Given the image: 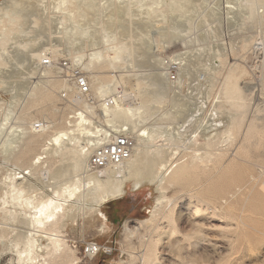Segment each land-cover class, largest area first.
<instances>
[{"label":"rangeland","instance_id":"rangeland-1","mask_svg":"<svg viewBox=\"0 0 264 264\" xmlns=\"http://www.w3.org/2000/svg\"><path fill=\"white\" fill-rule=\"evenodd\" d=\"M3 1L4 0H0V8H1L0 11H4L0 14L1 16H3V18L0 16V20L2 22L5 21V20L3 21V19L6 20L8 19V20H7V24L5 23L6 21L4 22L5 25H3L4 23L1 24L2 22H0L1 24L0 28L1 29L3 28L2 30H0V32L5 31L6 30L5 27L12 26V25L11 26L8 25L9 20H10L9 23L13 20L15 26L16 24L19 25L17 26V28H15V26L14 27L12 26L13 27L12 30L9 28L11 31L7 28L10 31L9 35L11 34L10 35L11 37H9L10 41H8L9 43L7 42L5 46L7 47V52H5L6 48L5 50H3L4 45L0 43V48H1L0 52H2L3 50V53L4 54L6 53V55H2L3 57L5 56L4 57L5 60H3L4 64H6V60H7V62L9 63L8 67L9 68L11 67L10 69L8 68V70H6L7 65H5L4 67L5 70H4V68L2 67L4 65L0 66L2 68V69L0 68L1 69L0 85L4 84L2 85V87L0 86V102L1 100L2 101L4 100L2 102L3 105L0 106V109L2 110V111L0 110V179L3 178L4 177L3 175H5L8 171L13 170V168L16 167V164H20L23 166L30 164L31 161H33L34 155L36 153H41L42 149L45 146L43 144V141L41 143L39 142L40 144L38 143V145H36L34 150L30 152L27 158L24 160H20L19 162L18 160H15L14 157H10L13 155L12 152L14 151L13 148H15L14 147L15 144L16 145L17 143L19 144L22 137H24V135H22L24 134L23 133L24 131H22L19 126L23 124L30 125L36 121L42 123L44 122V125L50 126V130L48 133L52 134L53 130H56L57 128L65 125L69 126L67 122L73 120L72 117L75 109L77 108L62 100L60 96V92L63 90L62 88L54 90L53 93L54 98H52L50 101L41 100L40 103H38L36 106H31V107L29 106L30 100H32L33 97V92L35 91L36 88L48 87L51 84L50 81L56 78L64 79L63 77L64 73H59V70L57 71L54 67V66H58V64H56L57 62L59 61L63 62L64 60H66L68 62L70 61L71 63L75 62V64L78 65L76 61H73V59L71 60V56H70V53H72L71 50H73L74 53H78L77 51H80L79 52L80 54L88 53V52L91 53L95 49L101 51L104 50L103 48H105L106 44H108L107 42L108 40L110 41V43L114 41L116 42L117 40H123L130 43L129 31L131 30L134 33H137L138 29L141 30V32L144 31V33L148 32V35L151 34L149 35L151 42L149 41L150 44H148V46L153 51L154 50L156 51L155 48H158L157 41H160L161 45L165 46L163 48H160L159 52L160 53L162 52L161 55L162 54L169 55L170 53H175V51H177V49L180 50L181 47H183V49H187L185 48L186 47L185 42L183 43L181 40L176 41V45L175 43L172 42L170 45L169 44L170 41L167 40L169 33L167 35L165 34L166 32L171 31L172 26H174V28L177 27L183 29V25L185 24L184 23L180 27V24H182L181 22L183 21L178 23V21L176 20V17H178L180 14L175 13L173 11V6H172L173 0H116V1L115 0H76V4L78 7L77 10L78 13L76 12L77 14L73 11H69L68 10L69 8L66 9L67 6V4L65 3L67 2L66 0H31V1L14 0L15 4H12L14 2L13 0L12 1L5 0L4 2ZM120 1H122L123 3ZM179 1L177 0V4L180 6L179 3L182 2L181 0ZM197 1L198 3H200L199 0H192L193 2L192 10H195L194 12L195 15L192 18L191 23L193 25H192V29H190L189 32H191L190 35L192 38V43L196 45L195 46L193 44L194 46L193 45L192 46L198 47L197 45H199L200 42L205 43L207 41L209 44L210 41L212 40L211 41L212 50L219 49V47L221 48V52L217 56L214 55L211 56V60L213 63L208 62V67L207 65L205 67L203 66L200 67L201 69L207 68L209 69V71H211L210 74L207 75L210 77L208 79L209 80L208 83L206 84L207 87L205 88L203 87L204 89H206V92H204L205 90L202 88V90H204L203 93L207 95V98L205 96L207 101L204 102L206 103L205 104L206 106L204 105L205 106L204 108H206V111L207 109L209 110L207 112H209L210 116L213 115L212 117H210L207 113L208 119L210 118L206 126L208 127L207 132H209V130L212 131L217 128H218L217 129L218 132L223 131L224 128L227 126L226 124L227 122H225L226 126L223 125V123L224 121L229 120L230 117L229 113L232 110L234 111L232 112L234 113L233 114L234 116H236L237 114L238 118L242 119L241 120L242 126L240 130L234 135L231 141L228 140L224 142L225 136L222 137V139H219L221 142L219 143V145H217L218 147L217 149H219L218 151H214L216 150V147H214L216 145L207 148L209 152L213 153L214 151L215 154L219 152L218 154H216L217 156H219L218 159L216 158L217 156L216 157L214 156L215 154H211V155H213L216 159L210 158L211 155L209 157L206 156L204 159L205 162L207 158L211 159V160L207 159L206 162L207 164L205 165L206 168L203 165L205 162L203 163L200 162V160H198L199 167L195 171H193L192 174H190L187 183L184 184L182 183L183 185L182 184L179 185L175 184V186L171 185L167 189L166 191L167 196L171 200L170 206L169 208H166L164 210L166 211L164 215L156 216L157 218L156 221L155 220H153L152 222L148 221L151 218V213L158 205L156 202V196L158 195V193L156 192L155 187L150 185L145 186L136 192L131 191V188L129 189L128 186L129 190L122 199H117V201L114 200L104 206L103 208L104 212L107 214L109 223L112 228L110 233L108 232L107 234H103V235L100 234L98 232L99 229L98 223H96L92 227V225L90 226L89 224L90 223L89 220L83 218V215L78 216L76 220L77 222L76 225L69 226L65 231L66 237L68 239V243L70 244V247L74 251V256L77 258L75 261L77 262V264H264V234H263L264 217H262L263 215L260 214L261 210L262 209L264 210V202L263 205L261 202L264 201L263 200L264 199V8L260 7L262 3V1L260 0L259 1L261 3H259V1L257 0L255 1L239 0L241 4L247 5L251 8L255 7L257 11L253 14L254 16L252 15L251 17H248V15L246 14L247 10L243 12L244 14H246V19L242 21V23L246 22L247 24V26H244V29H242L243 26L240 22H236L235 24L230 25L227 22L224 23L223 21H221L220 22L221 26L220 28H218V30L220 29L219 30L220 38L218 39H221L219 41H222V43H224L221 46L220 43L218 45V41L216 38L215 39L214 37L212 38L214 30L213 28H211V26H213L214 23L211 24L210 22L212 21H209L205 24L199 25L198 17L206 11L208 5L211 6V4L213 5L214 2L216 1L222 2L223 0H203V2L205 1V3H208L207 5L206 4L199 5ZM6 3L8 4L6 5ZM47 3L50 5H48ZM62 5H64L65 8ZM115 5L117 6V8H115L116 7ZM119 5L121 6L123 5L122 10H124V12L122 11V14L121 11L119 10L121 8L119 7ZM198 6L204 10L200 11L201 10L200 8L198 10ZM126 11L130 14V19L128 23L122 20L124 18V13ZM74 14H76V16ZM177 14L178 16H176ZM142 15L146 16L147 18L143 17V19H141L140 16ZM74 16L77 18H75ZM34 17L37 18L38 21L42 19L40 21V25H38L39 22L36 24L39 28H37V26L34 24V20H33L35 19ZM21 18L24 19L22 20ZM18 19L22 20V22L20 23ZM64 19L65 21L64 23H62ZM13 22H11L10 24H12ZM174 22L178 24L175 25ZM141 23L144 25L142 26ZM33 24L35 26H33ZM140 24L142 28H140ZM145 25H147L148 27L146 28ZM64 26H66L67 28ZM61 29L63 30L61 31ZM62 32L64 33V35L62 34ZM3 34L5 35L6 33L3 32L2 34L0 33V40H3L1 38H5ZM50 34H55V35L60 34L59 36L62 38L58 37L52 39L50 41L51 44L49 45V43H47L46 41L48 40L49 42ZM190 35L188 36L190 37ZM185 37L184 39L186 41L187 37L186 38ZM241 37H243L244 39L241 40L242 42L239 43L238 45L239 47L237 49L235 48L237 47L235 46L237 45V42L235 43L234 40L236 38H241ZM46 38L49 39L46 40ZM40 41L41 43H39ZM181 44H184V46L183 45L181 46ZM31 45H34L35 47ZM111 45L112 44H110L109 46ZM47 46H49L50 48H52L51 46H53V48L55 49L53 48L52 49L54 50V52L57 50L56 51L57 53H52L48 51ZM233 46L235 49L233 48ZM23 47H25L26 50ZM91 48L93 49L91 50ZM85 49L87 50V52L85 51ZM183 49L181 48V50ZM8 52L11 54V56L8 55ZM36 52H38V54L35 56L34 54H36ZM39 53L42 55L41 57ZM158 53L154 52V55ZM55 54H57L56 56L58 57L57 58L58 60L52 58L53 56H55ZM38 55L39 58H34V56L38 57ZM2 56L1 58L4 59ZM190 57L191 58H188L189 60L187 59L186 61L187 65L185 64L183 65L184 67H182L181 72L184 73H187V71L192 72V70L198 69V65L200 64L199 62L202 63L204 62L203 60L201 61H198V59L195 60V58L192 56ZM45 58H48V60L50 59L51 61L56 63H54V65L50 63L45 64L44 63ZM193 61H195L194 63H196L195 66H193L194 64ZM252 61L256 64V68L254 69L253 72L249 68V64ZM185 66L186 69L189 70H186ZM237 66H238V70H237L238 74H240L238 77V87L241 89V91L243 92L244 96L247 99L246 109L242 108L244 110L240 108L239 110L238 108L233 107L231 102H229L224 95L225 77L231 70L237 69ZM80 68H82L83 71L86 72L87 75H89V78L91 80L92 73L84 69L82 66ZM130 69L132 68L131 67H126V68L122 67L118 69L110 68V70L105 69L103 73L104 75H107L109 77H112V74L116 76L124 75L126 76V80L128 81V83L131 84L133 83L132 82L133 79H135V76H131V75L136 73V71L132 72ZM8 71H10L11 73H9ZM207 71L208 70H201L202 73L203 72L207 73ZM3 72L5 73L3 74ZM138 72H143V71H138ZM1 77L4 80V82L2 81V83H1ZM9 79H13V80L10 81ZM5 80L7 81L5 82ZM120 87H123V85ZM196 87L198 88L192 94L194 98L196 95H199L201 92L200 84H197ZM92 90L95 91L94 88ZM141 93H143L146 96L150 94V92L145 91L144 89L141 90ZM143 94L139 95L136 102L140 101L139 98L140 96H143ZM29 95L31 97H29ZM214 106L216 109L219 110L220 109L224 110L225 108L224 110L225 112L222 111L224 115L219 114L218 116H216L215 113L213 112V110H215ZM231 108L232 110L230 111ZM97 112L101 113L99 109L97 110ZM160 116H162V113L156 111L152 116V118L150 119L151 120L154 119L155 121L153 120V123L155 122L157 123V120L158 118L160 119ZM221 116L222 118L225 116L226 118L225 117L224 118L226 120L222 119ZM17 117H20L18 118L19 121L16 120ZM212 118L215 120H213ZM94 120H97L100 122V124H102V120H99L98 118H94ZM151 120H149L148 122L152 123ZM211 120H213L214 122H212ZM15 121L20 122V124L16 123ZM159 121L161 122L162 119L158 120V122ZM99 122L97 123L99 124ZM2 123L3 124L5 123L6 125L5 124L3 125ZM15 123L16 125L19 124L18 128L16 126L17 129L15 128ZM208 123H210V125H208ZM212 127H214V129ZM210 148H214V150L211 149L212 150L211 151ZM220 149L223 151H220ZM222 152L224 153V155ZM53 155L55 156L52 157V155H50L47 157V159H49L50 157L49 160L50 163L52 164L49 163V165L51 166L56 165L58 163L57 161H60L59 159H61V157H59L60 155L59 152ZM190 159L191 158H188V160ZM212 159L215 162L218 161L217 162V164L219 163L218 168L217 167L215 168V164ZM238 162L242 164V168L239 167L236 168ZM234 164L236 165V167ZM200 165H202L203 167ZM219 165H222L223 167ZM239 166L241 167V165ZM203 168L204 171L202 173ZM229 168L233 171L231 172ZM207 169H209V171ZM219 169L220 171H218ZM196 171L198 172L196 173ZM207 172L209 174H206ZM218 172L223 173L224 177ZM228 172L229 174L230 172L232 173L231 177H233L234 179L235 177L238 176L236 180L240 178L242 182L244 181V184L241 185L240 183L242 182L240 181L236 182V180L234 181V179L230 178ZM233 172L235 173L233 174ZM202 174H204V176ZM194 176L197 178H194ZM205 176H207L209 179H206ZM210 176L213 177L212 178L213 182L216 181L215 183L212 182V179L210 180L211 178ZM216 177L217 178L222 177V178L219 180ZM228 177L232 180H230ZM203 179L206 182L203 181ZM224 179L226 182L229 180L231 182L229 181V184L228 182L225 183ZM31 180L34 183L36 182L35 185L41 187L42 190H44L45 192L46 191L47 193L51 192L50 189L52 187L46 186L44 182L41 183V180L39 181L36 178H33ZM218 180L221 181L220 185L221 184L223 185L220 186L219 182L217 183ZM56 181L57 180H55V182ZM232 181L234 182V186L235 185L237 186L236 187L237 195L238 194L242 195L244 199L241 198L242 196L239 197L236 194H235L236 198H234L235 197L234 193H236L234 189L236 188L233 187L232 190V186H233ZM194 182H196V184ZM211 182L212 185L214 184V186H211L210 184ZM56 183L55 185L60 184L61 183L60 179H58V182ZM208 183H209V187H207ZM216 183L217 185H219L218 187L217 185H215ZM224 183L226 184V188L230 186L231 183V188L229 187L230 189L229 188L227 189L234 192L233 194L231 191L227 189L225 190H227L230 193L228 194L226 191H224L225 192L224 194L223 192L225 185ZM181 186L187 188L185 189L182 188ZM203 187L205 190L202 189ZM217 188L219 189V192H221L220 193L221 196L226 195V196H222L223 198L226 197L224 200H222L221 196L220 199L219 194L218 196H216L217 195L216 193L215 195H213L214 198H219L218 200L220 202L218 201V204L220 203L224 204L221 205V207L223 206L222 209L224 210L222 211L225 212L224 215L222 214L223 212L221 211V208L220 210L218 208V210L221 211V213H217L218 210L217 211L214 210L215 207L213 206L214 207L213 208L211 206L213 204H208V203L206 204V200L202 199L201 195L200 194L197 195L198 193H196L198 190L199 191L203 190L204 192L208 190L209 193L210 191L213 193L214 192L218 193ZM239 188L241 192L238 190ZM214 189L217 190L214 191ZM242 190L244 191V193ZM259 194L261 196H259ZM229 195H231L234 199L231 196H230L231 198H229ZM257 196L259 198L263 197L260 198V200L261 199L262 200L258 201V199L255 198ZM238 197L239 199L237 200ZM226 199H229V201H226ZM232 200L234 201L232 202ZM248 200L250 202L252 201L253 204L248 202ZM202 201L203 203L205 201V204H202ZM257 202H260L258 203L260 205H258ZM254 203L256 204V206L262 208L256 207L258 209L254 210L256 209L254 207L255 206ZM164 204H167V201H164ZM231 206H233L234 208L233 207L231 208ZM205 207L208 209H206ZM226 208L229 210L230 216H228L229 214L226 215V213H228ZM203 209L205 211L204 213H203ZM208 210H210L211 213ZM241 210L243 214L241 213ZM263 210H262V214H264ZM196 211L198 214L194 213ZM230 211L232 213H230ZM236 211H239L240 213ZM219 214H221L222 216ZM232 216H234L236 219ZM245 218L248 221H246ZM253 219H255L256 224ZM233 220L236 223V225L233 222ZM242 220L244 223L243 222L241 223ZM2 222H3V215L0 214V223ZM245 223L248 224L249 227ZM10 224L15 225V222H12ZM252 227L256 231H253ZM257 227L259 228V230ZM241 229L243 232L242 234L244 235L246 233L247 237L245 235L244 236L241 235L240 237ZM9 230L10 228L0 227V239L2 241H5L6 243H8L7 238H9L11 235L9 234ZM260 230L262 231V233ZM257 231H259L261 234ZM237 232L239 233V235ZM247 233L249 234V236ZM189 236L191 237L194 236V237L191 238ZM234 236L235 238H233ZM235 239L238 240V242L239 240L244 241V243L241 241V243L243 244L239 242L241 245H243L242 248L238 249V246L239 247L241 246L240 244H238L237 241H235ZM246 239H249V242ZM251 241L252 243H254V246L252 244L253 247L249 246L250 247L249 248L247 245L249 244L251 245ZM88 242H97L102 246H108L110 247L112 252L99 253L96 257L93 258L86 257L84 254V248ZM231 242H234L233 244H235L236 242L237 243L236 245H233L234 246L233 247ZM246 242L247 244H245ZM246 246L248 249L245 248ZM5 250L7 249L5 248ZM149 251H150V255L148 257L149 260L147 259L146 261L143 262L141 255H143V253H148ZM0 264H8L7 258L2 259Z\"/></svg>","mask_w":264,"mask_h":264},{"label":"bare ground","instance_id":"bare-ground-1","mask_svg":"<svg viewBox=\"0 0 264 264\" xmlns=\"http://www.w3.org/2000/svg\"><path fill=\"white\" fill-rule=\"evenodd\" d=\"M15 1H17V0H15ZM15 1L12 4H15ZM66 1L68 2V3L65 2L67 4L66 9L69 8L68 9L69 11H73L76 13L78 10L76 0H66ZM257 1H259V0H257ZM260 1H262V3ZM260 1H259V3H261L260 7L264 8V0H260ZM3 2H1V3H3ZM120 2H122V1H120ZM181 2L182 3H179L180 4V6H179L177 4V0H173L172 3L174 5L172 4V6H173V11L175 13L180 14L179 16H178V14L176 15V16H178V17H176V20L178 21V23L183 21V22H181L182 24H180V27L184 23H185L184 24L185 26L183 25V29H180L177 27L174 28V26H172V24H171V26H172V29L170 31L171 35H170L169 31L166 32L165 34L167 35L169 33L167 40L170 41V42L168 41L170 45H171V42L175 43V45H176V41L181 40L183 43L185 42V46H186L185 48H187V49H183V47H181L183 49V50H181V48L179 47L180 50L177 49V51H175V53H170L169 55H164V54L161 55L162 52L161 53L159 52L160 48H163L165 46L161 45L160 41H157V45H158L157 47L158 48H155L156 51L155 50L153 51L148 46V44H150L149 43V41H150L149 35H151V34L148 35V32L145 31L146 33H144V31L141 32V30L138 29V32H140V33H138V32L134 33L131 30L129 31L130 43L123 41V40H117L116 42L114 41V42L110 43V41L107 38L108 44L105 43L106 46H105V48H103L104 50L98 51L95 49L93 52L90 51L91 53L88 52V53H82V54L79 53L80 51L76 50L79 53L78 54V53H74L73 50H71L72 51V53H70L71 60L73 59V61H76L78 64V65H76L75 62H73L72 65L74 67H81L82 66L84 69H86L92 73V79L90 80L89 75H88V78H89V84L91 86L92 98L94 99V102L90 103L86 100H84V101L78 100L77 104H76L77 106H74L77 109H75V111H74V114L72 117L73 120H70L67 122V124H69V126L65 125V126L59 127L56 130H53L52 134L48 133L50 130V126L44 125V122L43 123L38 122V121L34 122L35 121L34 120L33 121L34 123L31 122L32 124H30V125L23 124V125L19 126L20 122H18L19 121L18 118H20V117H17L16 120H18V121L17 122L15 121V122L19 123V124L16 125V123H15V128H16V126H17V128L19 126L21 128V130L24 131L23 132L24 134H22V135H24V137H22V139L20 138L21 141L19 142V144L18 143H17V145L15 144V146H14L15 148H13L14 151L12 152L13 155L10 157H14V159L18 160V162H19L20 160L26 159L27 156L30 154V152L34 150V148L36 147V145H38L39 142L41 143L43 141V144L45 146L42 149L41 153H36L34 155L33 161H31L30 164H28L26 166L16 164V167L13 168V170L8 171L5 175H3L4 177L0 179V214L3 215V222L0 223V227L10 228L9 234H11L10 237L7 238L8 243H6L5 241H2L0 239V245H1V247H0V258L2 255H11L9 258L8 264H77V262H75L77 258L74 256V251L70 247V244L68 243V239H67L66 234H65V231L67 230V228L69 226L76 225L77 217L80 215H83V218H86L89 220L90 226L92 225V227H93L96 223L99 224L98 232L100 234L103 235V234H107L108 232L110 233L112 228H111V225L109 223L107 214L104 212L103 208L109 202H112L114 200L117 201V199H122L127 194L128 190L130 188H131V191L136 192L145 186L150 185V186L155 187V190L158 193V195L156 196V202L158 205L155 207V209L151 213V218L148 221H151V222L153 220L156 221V219H157L156 216L157 215L158 216L164 215L166 213V211H164V210L166 208H169V206H170L171 200L167 196V193H166L167 189L171 185L175 186V184L179 185L182 183L183 184L187 183V180H188V177L190 176V174H192V172L195 171L199 167L198 160H200V162L204 163L205 162L204 159L206 156L209 157L211 154H215L214 151L219 150V149H217L218 148L217 145H219V143L221 142L219 139H222V137L225 136L224 142H226L228 140L231 141L233 139L234 135L240 130V128L242 126V124H241L242 119L238 118V115L236 114V112H235L236 116H234L233 115L234 113H232L234 111L231 108L230 111L231 110L232 111L231 112L229 111L230 115L228 114L230 116L229 120L224 121V123L222 122L223 125H225V122H227L226 123L227 126L225 125L226 127L224 128V130L218 132L217 131L218 128L214 129V127H212L214 130H212V131L209 130V132H207L208 127H206V126H207L208 120L210 119V118L208 119L207 113L209 116H210V114H209V112H207L209 110L207 109V111H206V108H204L206 106L205 105L206 103H204V102L207 101V99H206L207 95L205 93H203V91L205 90L204 92H206V89H204V88L207 87L206 84L208 83V81H209L208 79L210 78L207 75L210 74L211 71H209V69H207V68L201 69L200 67L201 66L205 67L206 65L208 67V62H212L211 56L212 55L217 56L221 52V48L219 47V49L212 50V45H211L212 40L209 43L211 46L208 44V41H207L205 43H202V42L199 43L198 42L199 43V45H197L198 47H193L195 44L192 43V38L190 35L191 32H189L190 29H192L193 24L191 23V21L195 15V13H194L195 10H192L193 2H192V0H181ZM199 2L200 3H198V1H197V3L199 5H201V4L207 5L208 4V3H205V1L203 2V0L202 1L199 0ZM211 3H213V2H211ZM211 3H209V4H211ZM214 3H213V5L211 4V6L208 5L206 8V11L204 13L200 12L202 14L198 17V24L201 25V24H205L209 21H212V22H210L211 24L214 23L213 26H211V28H213V30H214L212 38L213 37H214V39L216 38L218 41V45L220 43V45L222 46L224 43H222V41H219L221 39H218V38H220V34H219L220 29L218 30V28H220V26H221L220 22L221 21H223L224 23L227 22L230 25L235 24L236 22H240L243 26L242 29H244V26H247V24H246V22L242 23V21H244L246 19V14L248 15V17H251L257 11V9L255 7L251 8L247 5H243L240 3L239 0H223L222 2L216 1ZM7 4L8 3H6V5ZM115 4H116V2H115ZM48 5H50V4H48ZM51 5H52V3H51ZM87 5H89V4H87ZM167 5H169V4H167ZM62 6L65 8L64 5H62ZM122 6L119 5V7H121L119 9L121 11V14H122V11L124 12V10H122L123 9ZM168 7H171V6H168ZM252 7H253V5H252ZM115 8H117V6ZM199 8L201 9V7L198 6V10H199ZM2 9H3V7H2ZM0 10H1V8H0ZM4 10H5V8H4ZM48 10H49V8H48ZM202 10H204V9H201L200 11H202ZM246 10H247V13L244 14L243 12ZM2 12H4V11H0V14ZM76 14H74V15L76 16ZM48 15H49V13H48ZM1 17L3 18V16H1ZM140 17H141V19H143V17H146V16L142 15ZM75 18H77V17H75ZM16 19H14V20H16ZM129 19H130V14L126 11L124 13V18L122 20H124L125 22L128 23ZM7 20L3 19V21L6 24H7ZM22 20H19L20 23L22 22ZM33 20H34L35 25L38 22H39L38 25H40V21L42 19L38 21V19L35 18ZM145 20H143V21H145ZM9 21H8V25H10V26L12 25L14 27L15 25H14L13 20L11 21V22H13L12 24H10L11 22L9 23ZM64 21H65V19L62 21V23H64ZM0 22H2V21L0 20ZM4 22H2L1 24H3ZM5 23L3 25H5ZM15 23H16V21H15ZM174 23H175V25L178 24V23L176 24V22H174ZM1 24H0V27H1ZM34 24H33V26H35ZM141 24H140V28H142ZM144 24H145V22H144ZM144 24H142V26ZM18 25L16 24L15 28H17ZM60 25H61V23H60ZM12 26L11 27H8V26L5 27L6 30L4 28V30L7 32H5V31L0 32L1 34H2V32L6 33L5 35L3 34L5 36V38H1L3 40H0V43H2L4 45L3 50H5V48H6L5 52H7V47H5L6 43L8 41H10L9 37H11L10 36L11 34L9 35V32L12 30V28H13ZM66 26H64V27H66ZM145 26H146V28L148 27L147 25H145ZM7 28L8 29L10 28L11 30L9 29L10 30L9 31ZM37 28H39V27L37 26ZM2 29L0 28V30H2ZM59 29H60V27H59ZM136 29H137V27H136ZM62 30L63 29H61V31ZM64 30H65V28H64ZM13 31H14V29H13ZM147 31H148V29H147ZM30 32H31V30H30ZM63 32H62V34L64 35ZM16 33H17V30H16ZM59 35L60 34H58V35L50 34V36H49L50 39L46 38V40L49 39V42H48V40L46 42L49 43V45H50L51 44L50 41L52 39L60 37ZM63 35H61V36H63ZM188 35H190V37ZM157 37H159V36H157ZM184 37L186 38V41H185ZM60 38H62V37H60ZM162 38H164V37H162ZM243 39L244 38L241 37V38H236L234 40L235 43L237 42V45H235L237 47H235V48L238 49V47H239L238 45H239V43L242 42L241 40H243ZM44 42H45V40H44ZM39 43H41V41ZM109 43L112 45L109 46L110 45ZM182 45L184 46V44H181V46ZM31 46H34V45H31ZM47 47H48V49H47L48 51H50L52 53H57L56 52L57 50L54 52L53 49H55V48H53V46H51L53 49L50 48L49 46H47ZM55 47H56V45H55ZM23 48L26 50L25 47H23ZM44 48H46V47H44ZM85 48H86V45H85ZM233 48H234V46H233ZM92 49L93 48H91V50ZM3 50H2V52H0V54H1L0 55V66L4 65V66H2L4 68L5 65H7L6 70H8L9 63L6 60V64H4L3 60H5V58H4L5 56L3 57L2 55H6V53L4 54ZM206 50H207V52H206ZM85 51L87 52L86 49H85ZM81 52H82V50H81ZM154 52H157V53L159 52V53L156 54L157 55L156 56V55H154ZM31 53H33V52H31ZM37 54H38V52H36V54H34V55L36 56ZM8 55L11 56V54L9 52H8ZM56 55L57 54H55V56H53L52 58L57 59L58 57ZM1 56L4 59H2ZM35 56H34V58H39V55H38V57H35ZM41 56L42 55L40 54V57ZM190 56L194 57L195 60L196 59H198V61L203 60L204 62L203 63L199 62L200 64L199 65L197 64L198 69H194V70H192V72H188V71H187V73L181 72L182 67H184L183 65L184 64L187 65L186 64L187 59L191 58ZM165 60H168V62L171 64H172V62H175L178 64V66H177L178 79L177 80H175V81L169 80L168 72H167L168 66L165 65ZM194 62L195 61H193V63ZM54 63H56V62H53L50 60V64L54 65ZM56 64H58V66H54L55 69L57 71L59 70V73H64L63 74L64 79H60V78L57 79L56 78V79H53L50 81L51 84L48 87L36 88L35 91L33 92L32 100H30V105H29L30 107L36 106L38 103H40L41 100L42 101L43 100L44 101H50L52 98H54L53 93H54V90H56V89L62 88L63 90L74 91L73 83L69 78L70 75H69V73L66 72V70L63 69L62 62L59 61ZM195 64L196 63H194L193 66H195ZM10 65H11V63H10ZM21 67H23V66H21ZM122 67L123 68L131 67L132 69H130V70L132 72L136 71V73H134L132 75L130 74L131 76H135V79H133V81H132L133 83H131L132 85L130 83H128V81L126 80V76H124V75L116 76V75L112 74V77H109L107 75H104V73H103V71L105 69L110 70V68L118 69V68H122ZM185 69H186V66H185ZM4 70H5V68H4ZM186 70H189V69H186ZM201 70H208V71H207V73H205V72L202 73ZM237 70H238V66H237V69L231 70L226 75L225 81H224V85H225L224 95H225V98L229 102H231L233 107L238 108V109L239 108L240 109H242V108L246 109L247 99L244 96L241 89L238 87V77L240 74H238ZM10 71H8V72L11 73ZM138 71H143V72H138ZM4 73L5 72H3V74ZM93 73H95V74H93ZM117 73H118V71H117ZM30 74H29V76H30ZM127 76H129V75H127ZM9 80L12 81L13 79H9ZM2 81L4 82V80L1 77V83H2ZM6 81L7 80H5V82ZM197 84H200L201 92L199 95H196L194 98V96H192V94L198 88V87H196ZM2 85H4V84H1L0 86L2 87ZM122 85H123V87H120ZM35 86H37V85H35ZM93 88L95 89V91L92 90ZM202 88L204 90H202ZM143 89L145 91L150 92V94H148V96H146L143 93H141V90H143ZM140 94H143V96H140V98H139L140 101L136 102ZM146 94H147V92H146ZM205 96H206V98H205ZM29 97H31V96L29 95ZM112 97L114 98V103L110 104L107 102V100H108V98H112ZM3 101L1 100L0 106L3 105V103H2ZM96 103H98V104H96ZM214 108H215V106H214ZM98 109H99V111H101V113L97 112ZM244 109H242V110H244ZM224 110H225V108H224ZM224 110H221V109L219 110V109L215 108V110H213V112L215 113L216 116H218L219 114H223L222 111H224ZM156 111L159 113H162V116H160V119H162V121L158 122V120H160L158 118L157 123L156 122L153 123L154 119L151 120L150 118H152V116L154 115V113ZM214 113H212V114H214ZM226 113H225V115H226ZM212 116L213 115H211L210 117H212ZM224 117L222 118V116H221L222 119L226 120L225 119L226 117L225 118ZM94 118H98L99 120H102V124H100L99 121L94 120ZM149 120H151L152 123L148 122ZM213 120H215V119H213ZM213 120H211V121L214 122ZM218 120H220V119H218ZM97 122H99V124ZM37 123H41L40 128H36ZM208 125H210V123H208ZM22 126H23V129H22ZM119 131H128V132L132 133L134 138H135V147H134V150H133L131 157L128 158L123 164H121L119 166L108 167V168L102 170L101 172L88 170V158H89V154L91 153V151L93 149V146L98 142L101 143V142H105L107 140H110ZM11 134H9V135H11ZM213 145H216V146H214V147H216V150H214V148H210V150L211 149L214 150L212 153V152H209V150L207 148L213 147ZM220 151H223V150L220 149ZM58 152L60 153L59 157H61V159L58 158L60 161H57L58 163L54 166L49 165L50 157H49V159H47V157L50 155H52V157H53V156H55L53 154H57ZM218 153H216V154H218ZM216 154L214 155L215 157L217 156ZM223 155H224V153H223ZM211 156H213V155H211ZM211 156H210V158H215L214 156L213 157H211ZM218 157L219 156H217L216 158L218 159ZM188 158H191V159L188 160ZM207 159H206V162H207ZM206 162L204 164L202 163L204 165V167L207 164ZM217 162L214 161L215 168L216 167L218 168L219 163L217 164ZM50 164H52V163H50ZM238 164L241 165V167ZM222 165H219V166H222ZM200 166H202V165H200ZM222 167H221V169H222ZM235 167H236V165H235ZM238 167L242 168V164L240 162L237 163L236 168H238ZM233 168H234V166H233ZM207 170L209 171V169H207ZM229 170H231V169L229 168ZM203 171H204V168L202 170V173H203ZM218 171H220V169ZM232 171L233 170H231V172ZM197 172L198 171H196V173ZM231 172H230V174L228 172V174H229L230 178L234 179L233 177H231L232 176ZM234 173L235 172H233V174ZM206 174H209V173L207 172ZM219 174L223 175V173H219ZM202 175L204 176V174H202ZM225 176H228V175H225ZM223 177H224V175H223ZM237 177H235L234 181L236 180ZM240 177H242V176H240ZM33 178H36L39 181L41 180V183L44 182L46 184V186H48V187L49 186L52 187L50 189L51 192L47 193V191L45 192L44 190H42L41 187L36 186L35 185L36 182L34 183L31 180ZM194 178H197V177L194 176ZM205 178L209 179L207 176H205ZM212 178L213 177H211L210 180ZM221 178L222 177L217 178V179L220 180ZM228 178H226V179H228ZM58 179H60L61 183L58 185H55V183L58 182ZM232 179H230V180H232ZM239 179L240 178H238L237 179L238 181L236 180V182H239V181L242 182L241 179L240 180ZM55 180H57V181L55 182ZM219 180L217 181V183L219 182V185H220L221 181H219ZM203 181H205V180L203 179ZM224 181H225V179H224ZM229 181H227L228 184H229ZM212 182H213V179H212ZM212 182L210 184H211V186H214V184L212 185ZM215 182H213V183H215ZM227 182L225 181V183H227ZM245 182H247V181H245ZM194 183L196 184V182H194ZM217 183L215 185H217ZM205 184H207V183H205ZM232 184H233V186H232V190H233V187L236 188L237 186L236 185L234 186V182ZM240 184L241 185L244 184V181ZM219 185H217V187ZM221 185H223V184H221ZM128 186H129V189H128ZM185 186H187V185H185ZM202 186H205V185H202ZM207 187H209V183H208ZM229 187L231 188V183H230V186H228L227 188H229ZM182 188H185V187L183 186ZM227 188H226V184H225L224 189L223 188L222 189H223V192L226 191L229 194L230 192H228L227 190H229L230 188L229 189H227ZM202 189H204V187ZM217 189H214V191H216ZM225 189H227V190H225ZM208 190H209V188H208ZM208 190L205 192L203 190L202 191L198 190L199 192L197 191L196 193H198L197 195L200 194L202 199L206 200V204L207 203L213 204L211 206L215 207L214 210L217 211L218 208H219V210L221 208V211H222L223 206L221 207V205H224V204H222V203L218 204L219 198H214V196H213L216 193L217 194L216 196H218V194H219V197H220L221 192H219V189H218V193L217 192L213 193L210 191V193H213V194H210L208 192ZM210 190H211V188H210ZM234 190L236 192L237 188ZM238 190L240 191V188ZM190 191H192V190H190ZM229 191H231V190H229ZM233 193L234 192H232V194ZM243 193H244V191H243ZM224 194H225V192H224ZM235 194L237 195V192L234 193V195ZM236 195L234 198H236ZM222 196H226V195H222ZM230 196L231 195H229V198L232 197V196L231 197ZM237 196L240 197L242 195L238 194ZM259 196H261V195L259 194ZM196 197H198V196H196ZM221 197H220V199H221ZM239 197L237 198V200L239 199ZM225 198L226 197H224V198L222 197V200H224ZM241 198H243V196ZM245 198H246V196H245ZM255 198H257L259 201L260 198H263V197L259 198L257 196ZM249 200H248V202H250ZM164 201H167V204H164ZM226 201H229V199H226ZM233 201L234 200H232V202ZM225 202H223V203H225ZM261 202L263 205L264 201H261ZM230 203H231V201H230ZM250 203L253 204L252 201ZM258 203H260V202H257V204ZM202 204H205V201H204V203L202 201ZM243 205H246V204H243ZM258 205H260V204H258ZM228 206H230V205H228ZM232 207L233 206H231V208ZM254 207L256 208L259 206H256V204H255ZM227 208H229V207H227ZM246 208H248V207H246ZM259 208H262V207H259ZM198 209H200V208H198ZM204 209H203V213L205 212ZM206 209H208V208H206ZM257 209L258 208L254 209V210H257ZM262 210H261L260 214L263 215L262 217H264V214H262ZM208 211H210V210H208ZM218 211H217V213H221V211H219V212ZM244 211H245V209H244ZM259 211H260V209H259ZM227 212L228 213H226V215L229 214L228 209H227ZM236 212H239V211H236ZM194 213H197V211ZM210 213H211V211H210ZM224 213L225 212H223L222 214L224 215ZM230 213H232V212L230 211ZM241 213H242V210H241ZM252 213H254V212H252ZM219 215H221V214H219ZM228 216H230V214ZM236 216H237V214H236ZM232 217H234V216H232ZM160 218H162V217H160ZM253 220L255 221V219H253ZM246 221H248V220L246 219ZM249 221H251V220H249ZM12 222H15V225H13V224L11 225L10 223H12ZM233 222H234V220H233ZM242 222H243V220L241 221V223ZM255 224H256V221H255ZM235 225H236V223H235ZM246 225H248V224H246ZM252 226H253V224H252ZM248 227H249V225H248ZM248 227H245V228H248ZM239 229H240V227H239ZM252 229H253V231H256L253 227H252ZM258 230H259V228H258ZM240 231H241V234H240V237H241V235H243L242 229ZM244 232H245V230H244ZM257 232H259V231H257ZM261 233H262V231H261ZM238 235H239V233H238ZM244 235L246 236V233ZM248 236H249V234H248ZM189 237H191V236H189ZM192 237H194V236H192ZM240 237H239V239H240ZM233 238H235V236ZM236 239H235V241L238 242V240H236ZM246 240H248V242H249V239H246ZM241 241L239 240L240 243H241ZM234 242H231L232 246L236 245V243H237L236 242L235 244H233ZM239 242H238V244H240ZM242 242L244 243V241H242ZM243 243H241V244H243ZM241 244H240L241 247L238 246V249L242 248L243 245H241ZM245 244H247V242ZM252 244L254 246V243H252V241H251V245L249 244L247 246L253 247ZM247 246L245 248H247ZM5 248L7 250H5ZM231 250H232V248H231ZM237 252H239V251H237ZM249 252H250V250H249ZM236 254H239V253H236ZM149 255H150V251L148 253H143V255H141L143 262L148 259ZM231 255H232V253H231Z\"/></svg>","mask_w":264,"mask_h":264},{"label":"built area","instance_id":"built-area-1","mask_svg":"<svg viewBox=\"0 0 264 264\" xmlns=\"http://www.w3.org/2000/svg\"><path fill=\"white\" fill-rule=\"evenodd\" d=\"M44 63H50L48 58H45ZM165 65L168 66L167 72L169 80H177L178 64L175 62H172L171 64L168 62V60H165ZM62 67L67 73H69V78L74 86V91L63 90L60 92L62 100L73 106H77L76 104L78 100H86L90 103H93L94 99L92 98V91L87 73L84 72L80 67H74L70 61L68 62L66 60L62 62ZM249 68L253 72L256 68V64L252 61L249 64ZM107 102L113 104L114 98H108ZM40 126L41 123L36 124V128H40ZM134 147L135 138L133 134L128 131H119L110 140L101 143L98 142L93 146L88 158V170L101 172L108 167L119 166L131 157ZM103 252L108 253L112 252V250L110 247L102 246L97 242H88L84 248V254L89 258L96 257L99 253ZM10 256L11 255H2L0 258V263L4 258H7L9 261Z\"/></svg>","mask_w":264,"mask_h":264}]
</instances>
